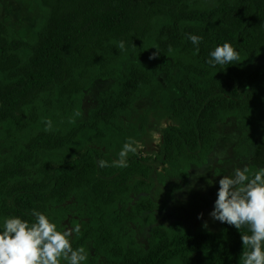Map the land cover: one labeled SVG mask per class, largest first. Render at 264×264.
Here are the masks:
<instances>
[{
  "label": "trees",
  "instance_id": "16d2710c",
  "mask_svg": "<svg viewBox=\"0 0 264 264\" xmlns=\"http://www.w3.org/2000/svg\"><path fill=\"white\" fill-rule=\"evenodd\" d=\"M36 2L30 30L0 19V230L13 216L34 222L35 209L61 232L73 216L81 234L72 246L85 247L91 264H240L247 229L155 223L161 206L150 195L154 185L141 179L152 167L99 161H115L103 148L123 147L130 137L123 118L163 82L177 122L161 131L160 164L170 174L208 160L224 119L255 118L251 136L264 134V67L257 66L264 65V0ZM188 34L203 37L198 52ZM225 42L239 62L210 66L211 51ZM101 82L109 86L87 113L86 94ZM248 154L249 164L255 152ZM259 168L250 164L249 174Z\"/></svg>",
  "mask_w": 264,
  "mask_h": 264
},
{
  "label": "rangeland",
  "instance_id": "374dc122",
  "mask_svg": "<svg viewBox=\"0 0 264 264\" xmlns=\"http://www.w3.org/2000/svg\"><path fill=\"white\" fill-rule=\"evenodd\" d=\"M38 16L39 7L36 0H0V19L7 21L19 32L32 29ZM260 61L263 62L264 59ZM257 66L264 67L259 63ZM108 86L106 82H101L87 92L85 97L87 113L98 106L99 96ZM166 88L168 86L163 82L153 87L146 97H138L131 114L123 118L124 126L130 131V137L137 141L138 149L135 155H129L127 161L142 159L144 164L152 167V170L145 171L149 173V178L141 179L154 185L150 195L161 206L154 216L155 223L166 226L180 223L189 228L203 227L207 223V229L215 231L222 224L210 216L217 199L219 180L222 176L231 175L237 167L249 169L250 164L264 167V134H260L256 141L251 136L250 129L256 128L252 124L255 118L246 119L245 122L238 116L224 119L219 124V142L208 160L203 164L192 166L186 175L170 174L172 168L160 164L161 131L177 123L170 118L165 107L163 91ZM258 117L264 123V111L260 112ZM103 149L117 160L122 148ZM248 151L255 152L249 164L246 161L250 156ZM219 153H224L223 158L217 155ZM197 172L201 175L197 176ZM209 180H212L213 184L209 185ZM201 213L203 219H198ZM147 219L145 225L138 229V231L143 230L140 236H144L148 230L151 217L147 216ZM73 220V216H69L62 221L63 231L73 225ZM75 237L76 235L73 239ZM91 257L89 252L87 264H91ZM60 261L64 264L62 257Z\"/></svg>",
  "mask_w": 264,
  "mask_h": 264
},
{
  "label": "clouds",
  "instance_id": "9594fccd",
  "mask_svg": "<svg viewBox=\"0 0 264 264\" xmlns=\"http://www.w3.org/2000/svg\"><path fill=\"white\" fill-rule=\"evenodd\" d=\"M187 39L196 46L198 52L203 37L188 34ZM118 47L121 51L126 50L125 42L120 41ZM172 51L169 46V52ZM159 55L160 52L156 49L150 59H157ZM239 60V52L234 50L230 43L225 42L211 51L207 63L212 67H223L236 64ZM79 114L76 112L74 115ZM46 124V130L50 131L51 120H47ZM136 145L137 141L129 137L118 153L117 160L111 164L100 160L99 166L126 168L129 155L137 153ZM217 155L223 158L224 153ZM200 175V172H197V176ZM208 184H213V181L209 180ZM32 216L35 218L34 222L15 216L5 218L0 230V264H60L61 257L64 264H87L89 252L83 246L73 248L71 243L74 235L81 234L79 222H74L71 227L61 232L57 230L56 224L40 211L33 209ZM210 216L215 221L234 226L240 232L247 229L250 233L241 232L243 252L240 264H264V168H259L250 175L247 167H237L231 175L222 176ZM198 219H203V213ZM203 227L207 228V223Z\"/></svg>",
  "mask_w": 264,
  "mask_h": 264
}]
</instances>
